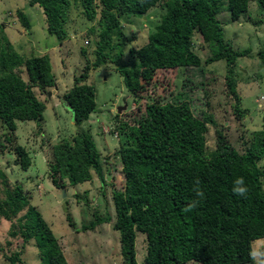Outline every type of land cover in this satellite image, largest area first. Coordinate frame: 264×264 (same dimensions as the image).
<instances>
[{
	"label": "trees",
	"instance_id": "1",
	"mask_svg": "<svg viewBox=\"0 0 264 264\" xmlns=\"http://www.w3.org/2000/svg\"><path fill=\"white\" fill-rule=\"evenodd\" d=\"M98 1V4L96 0L29 2L31 7L43 10L48 34L60 42L67 36L65 26L72 2H80L77 6L83 7V14L90 22L96 20L97 9L100 10L101 32L95 43V61L92 64L86 60L81 77L63 97L76 125H82L97 111L96 89L86 84L91 68L108 62L118 63L125 55L121 18H143L162 4L168 11L148 37L147 44L129 52L125 70L131 71L126 79L128 89L142 97L149 88L156 92L160 89L154 83L157 76L167 77L171 82L182 70L201 69V58L193 51L197 32L213 48V56L206 62L226 61L227 96L235 102L234 113L238 120L245 118L248 111L241 106L235 65L248 51L237 52L224 42L217 17L227 10L231 20L238 22L249 11L251 3H256L264 13V0ZM17 17L29 30V16L18 10ZM261 24L264 25V19ZM116 50L119 53L113 57L112 52ZM82 54L87 57L86 50ZM259 55L264 62V49ZM21 68L25 69L27 80L18 74ZM53 70L49 53L24 60L6 35L0 33V121L11 134L7 140L15 137L16 122L43 120L47 105L37 98L33 89L44 92L56 88ZM201 92L202 98L185 101L178 100L182 97L169 91L168 96L165 94L151 103L147 107L146 121L138 128L130 127V145L121 147V161L108 159L107 178L91 132L63 139L53 148L50 169L56 188L92 182L93 173L102 187L108 183L114 188L112 202L116 217L112 228L120 236L123 264H139L138 234L145 237V264H264V256L256 262L252 255L255 243L264 240V168L261 167L264 127L251 141L244 139L241 152L223 130L217 129L216 149H208L209 125L216 127L217 124L205 101L204 88ZM193 104H199L200 109H195ZM14 152L19 167L27 172L32 167L29 153L21 146L15 147ZM115 177L122 185L112 184ZM241 178L243 185H237L236 181ZM0 180L5 187V198L0 200V224L1 219L12 222L10 235L18 240V243H7L8 249L16 246L9 255L0 246L7 264H24L23 255L30 242L37 248L39 264H68L58 239L41 212L32 205L28 193L21 185L11 190L1 168ZM235 187H245L247 191L239 195L233 191ZM111 221V216L103 218L97 213L96 221L82 226L81 231L87 232Z\"/></svg>",
	"mask_w": 264,
	"mask_h": 264
},
{
	"label": "rangeland",
	"instance_id": "2",
	"mask_svg": "<svg viewBox=\"0 0 264 264\" xmlns=\"http://www.w3.org/2000/svg\"><path fill=\"white\" fill-rule=\"evenodd\" d=\"M29 2L30 0H0V33L6 35L15 52L24 60L49 53L57 87L48 88L44 92L33 89L37 98L47 105L43 120L16 122L17 130L15 137H11L12 141L7 140L11 134L0 121V168L9 179L11 190L21 185L23 191L28 193L32 205L41 212L58 239L68 264H123L120 256V236L112 228L116 217L112 202L114 188L108 183L102 187L94 173L92 182L77 187L67 185L64 189L56 188L51 180L50 169L53 148L63 139H70L82 132H91L99 148L106 175L108 159L121 161V147L130 145V129L138 128L146 121L147 107L151 103L159 101L165 94L168 96L169 91L174 92L178 98L182 97L178 100L196 101L203 97L201 88H204L207 95L205 101L209 103L210 113L217 124L216 127L209 125L208 149H216V131L221 129L241 152L244 139L251 141L255 134L263 132L264 127V62L259 55L264 49V25L261 24L264 13L256 3H251L249 11L238 22L231 20V14L227 10H223L217 17L223 29L224 42L232 45L237 52L248 51L245 57L237 59L235 65L239 81L238 94L242 98L241 106L248 111L243 120H238L234 113L235 102L227 96L226 61L208 64L206 60L213 56V48L197 32L194 34L193 51L201 58V69L182 70L171 82L167 77L157 76L154 83L160 89L156 92L149 88V92L143 93L142 97L135 96L128 89L126 79L131 71L127 73L125 70L129 62V52L147 44L148 37L155 32L168 11L167 6L162 4L152 8L143 18H121L126 40L125 55L118 63L108 62L99 68H91L86 84L95 87L98 108L88 121L76 125L71 109L63 103V97L76 79L81 77L87 65L86 60H90L92 64L95 61V43L101 32L98 25L100 10L97 9L96 20L90 22L83 14V7L77 6L80 2H72L65 26L67 36L60 42L48 34L43 10L31 7ZM96 3L99 1L96 0ZM18 10L29 16V30L18 19ZM86 41L89 42L88 45ZM83 50L87 51V57L82 54ZM112 53L115 57L119 51ZM17 72L27 80L24 68ZM164 90L169 91L164 93ZM193 106L200 109L199 104ZM118 107L122 108L119 116ZM123 107L126 109L123 110ZM17 146L24 147L32 159V167L27 172L22 171L18 165V157L14 152ZM110 167L113 170L114 167ZM261 167L264 168V160ZM112 184L120 186L122 182L115 177ZM4 188L0 180V200L5 198ZM97 213L103 218L111 216L112 221L82 232V226H89L96 221ZM15 224L18 225V222ZM13 225L12 222L1 219L0 246L7 255L16 250L15 245L8 249L7 243H18L10 235ZM138 235L137 261L145 264V237ZM253 247L254 252L259 253L255 256V261L259 262L264 256V240L257 241ZM26 250L27 253L23 255L24 264H39L37 248L33 242H30ZM0 264H7L1 249Z\"/></svg>",
	"mask_w": 264,
	"mask_h": 264
},
{
	"label": "clouds",
	"instance_id": "3",
	"mask_svg": "<svg viewBox=\"0 0 264 264\" xmlns=\"http://www.w3.org/2000/svg\"><path fill=\"white\" fill-rule=\"evenodd\" d=\"M97 108H98V106H97ZM120 107H118V109H119ZM118 111V110H117ZM117 115L119 116L120 114L117 112ZM90 119V118H89ZM119 136V135H118ZM118 136H116V138L118 139ZM243 183H244V181H243V179L241 178V179H238L237 181H236V184L237 185H243ZM233 191L235 192V193H237V194H239V195H244L245 193H246V191H247V189L245 188V187H235L234 189H233ZM253 255V257H255V256H257V255H259V253H253L252 254Z\"/></svg>",
	"mask_w": 264,
	"mask_h": 264
},
{
	"label": "water",
	"instance_id": "4",
	"mask_svg": "<svg viewBox=\"0 0 264 264\" xmlns=\"http://www.w3.org/2000/svg\"><path fill=\"white\" fill-rule=\"evenodd\" d=\"M125 109H126V107H123V110H125ZM118 113H119V114L122 113V108H121V107L118 109ZM63 194L65 195L64 192H63Z\"/></svg>",
	"mask_w": 264,
	"mask_h": 264
},
{
	"label": "built area",
	"instance_id": "5",
	"mask_svg": "<svg viewBox=\"0 0 264 264\" xmlns=\"http://www.w3.org/2000/svg\"><path fill=\"white\" fill-rule=\"evenodd\" d=\"M89 44V42L88 41H86V45H88Z\"/></svg>",
	"mask_w": 264,
	"mask_h": 264
}]
</instances>
